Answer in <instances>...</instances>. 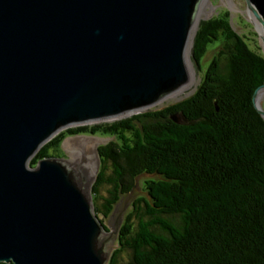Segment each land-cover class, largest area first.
I'll list each match as a JSON object with an SVG mask.
<instances>
[{
    "label": "water",
    "instance_id": "1",
    "mask_svg": "<svg viewBox=\"0 0 264 264\" xmlns=\"http://www.w3.org/2000/svg\"><path fill=\"white\" fill-rule=\"evenodd\" d=\"M203 1L0 0V262L109 263L135 197L105 227L82 167L31 160L65 129L160 109L187 86Z\"/></svg>",
    "mask_w": 264,
    "mask_h": 264
},
{
    "label": "trees",
    "instance_id": "2",
    "mask_svg": "<svg viewBox=\"0 0 264 264\" xmlns=\"http://www.w3.org/2000/svg\"><path fill=\"white\" fill-rule=\"evenodd\" d=\"M256 1L264 18V0ZM251 43L228 10L202 20L193 49L204 75L190 96L65 129L31 160L61 156L69 136L110 139L97 148L95 212L107 227L103 218L116 204L135 198L108 264H264V117L253 102L264 54ZM104 185L110 188L101 197Z\"/></svg>",
    "mask_w": 264,
    "mask_h": 264
},
{
    "label": "rangeland",
    "instance_id": "3",
    "mask_svg": "<svg viewBox=\"0 0 264 264\" xmlns=\"http://www.w3.org/2000/svg\"><path fill=\"white\" fill-rule=\"evenodd\" d=\"M227 10L230 12V22L233 25L234 29L237 32L243 34L244 37L248 41L252 42L251 44H253V47L257 48L255 45H259V49L258 48L257 49L261 53L264 54L262 41H261L260 35L256 31L257 30V28H255L256 25L254 26V24L252 23L253 18H251V15L249 13V8L247 6L246 0H209V5L205 6V13L201 17V21L208 20L217 14L224 15ZM216 49H221V48L218 46L215 48V50H213L212 52L206 55L204 59L205 66L211 60ZM190 63H191L192 75L194 77V80H193L194 82L192 83V85L190 87H188L187 85L184 88L180 89L179 91L169 95L158 105V107H163L166 104L180 101L190 96L195 91L196 87L199 85L204 75V71L202 69H199V72L197 74H194L195 67L191 60H190ZM221 64H222L221 69L224 72L226 60L223 59ZM261 105L264 106V99ZM83 136H86V135H75V136L67 137L64 140V143L62 145L63 154L61 156L69 160L73 159L77 161L78 163L77 166L82 167L83 171L85 172L90 182V185L92 186L95 181V177L98 173L99 164H100L98 154H97V148L101 144L108 142L110 139L108 137L101 136V135H96V136H91V137H87V136L83 137ZM70 140H73V141H70ZM74 152L76 156H74L73 154ZM109 188H110L109 185H104L101 187L100 189L101 197L108 196ZM133 197L134 196L125 197L123 201L117 206L115 212L113 213L112 211L113 214L111 213L108 218H103L101 216L105 220V223L107 224V226H111L118 208H120L122 205H124L127 201H129ZM108 229L111 230L110 228ZM116 245H117V237L114 241V245L112 246L114 248L111 250V252H113L114 249L117 247ZM127 260H128V252L126 251L121 252V263H124Z\"/></svg>",
    "mask_w": 264,
    "mask_h": 264
},
{
    "label": "bare ground",
    "instance_id": "4",
    "mask_svg": "<svg viewBox=\"0 0 264 264\" xmlns=\"http://www.w3.org/2000/svg\"><path fill=\"white\" fill-rule=\"evenodd\" d=\"M251 4L258 11V9L256 7L255 0H251ZM207 5H209V0H204L203 3H202V5H201L200 11H199V19L204 15V13H205V6H207ZM249 13L251 15V18L254 19V21H255V23L257 25V28H258V30L260 32L261 40L264 42V29H263L262 25L260 24L259 19L256 17V15L254 14V12L252 10H249ZM187 63H188L189 71H190V74H191V82L188 84V87H190L192 85V83L194 82L193 81L194 80V77H193L192 71H191V63H190L189 55H187ZM263 99H264V86L259 90V92L257 94V100H258V102L260 104H262ZM83 137H85V136H83ZM73 140H70V141H73ZM73 154H74V156H76L75 152ZM69 163L74 164V165H78L77 161H75L73 159L70 160Z\"/></svg>",
    "mask_w": 264,
    "mask_h": 264
}]
</instances>
